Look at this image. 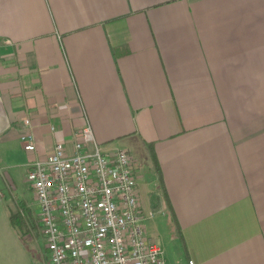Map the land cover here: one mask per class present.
<instances>
[{
  "label": "crops",
  "instance_id": "crops-1",
  "mask_svg": "<svg viewBox=\"0 0 264 264\" xmlns=\"http://www.w3.org/2000/svg\"><path fill=\"white\" fill-rule=\"evenodd\" d=\"M87 128L166 264H264V0H0V163Z\"/></svg>",
  "mask_w": 264,
  "mask_h": 264
},
{
  "label": "built area",
  "instance_id": "built-area-1",
  "mask_svg": "<svg viewBox=\"0 0 264 264\" xmlns=\"http://www.w3.org/2000/svg\"><path fill=\"white\" fill-rule=\"evenodd\" d=\"M82 137L72 152L57 143L28 170L33 203L24 202L32 217L19 202L15 211L26 222L22 238L43 243L50 264H166L163 249L146 235L132 156L105 154L89 128ZM21 141L25 151H36L29 130Z\"/></svg>",
  "mask_w": 264,
  "mask_h": 264
},
{
  "label": "rangeland",
  "instance_id": "rangeland-1",
  "mask_svg": "<svg viewBox=\"0 0 264 264\" xmlns=\"http://www.w3.org/2000/svg\"><path fill=\"white\" fill-rule=\"evenodd\" d=\"M9 158L0 163V264H50L43 243L39 247L31 239L25 240L23 230L20 233L10 226L9 217L16 211L17 202L33 203V193L27 179L28 171L19 176L14 169L15 160Z\"/></svg>",
  "mask_w": 264,
  "mask_h": 264
},
{
  "label": "trees",
  "instance_id": "trees-1",
  "mask_svg": "<svg viewBox=\"0 0 264 264\" xmlns=\"http://www.w3.org/2000/svg\"><path fill=\"white\" fill-rule=\"evenodd\" d=\"M152 155H153V160L155 162V165L157 166V159H156L154 154H152ZM19 205H20V208L22 210H24V212L27 214V216H29L31 218L32 217V211L27 208L26 203L24 201H22ZM9 221H10V226L18 232H22V230L24 231L26 228V222H25L23 216L20 214V212L11 213V215L9 217Z\"/></svg>",
  "mask_w": 264,
  "mask_h": 264
}]
</instances>
